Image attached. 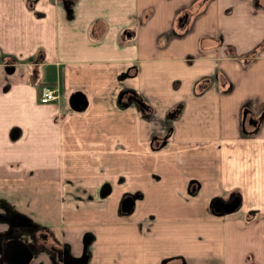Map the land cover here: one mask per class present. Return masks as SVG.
<instances>
[{
	"label": "crops",
	"instance_id": "1",
	"mask_svg": "<svg viewBox=\"0 0 264 264\" xmlns=\"http://www.w3.org/2000/svg\"><path fill=\"white\" fill-rule=\"evenodd\" d=\"M4 227L21 264H264V0H0Z\"/></svg>",
	"mask_w": 264,
	"mask_h": 264
},
{
	"label": "water",
	"instance_id": "2",
	"mask_svg": "<svg viewBox=\"0 0 264 264\" xmlns=\"http://www.w3.org/2000/svg\"><path fill=\"white\" fill-rule=\"evenodd\" d=\"M73 104H76V103H73ZM104 188L102 189L103 191H107L108 190V186H103ZM120 205H121V209L123 211H127V210H130L132 205H133V198L131 195H125L123 196V198L121 199L120 201ZM21 241L17 240V241H13V240H10L8 241V243L6 244V247H5V252H4V256L10 261L13 263V264H17L16 261H12L11 258H8L7 256H9V252H8V249L10 247V251H12L15 247L14 245L16 243H18ZM25 250H29L28 247L25 245L24 246ZM67 264H83V258H73V257H68L67 259Z\"/></svg>",
	"mask_w": 264,
	"mask_h": 264
},
{
	"label": "rangeland",
	"instance_id": "3",
	"mask_svg": "<svg viewBox=\"0 0 264 264\" xmlns=\"http://www.w3.org/2000/svg\"><path fill=\"white\" fill-rule=\"evenodd\" d=\"M81 169V168H80ZM78 171H81V170H78ZM83 171V173L84 174H89V172H87L86 170H82ZM122 185V184H121ZM34 200H37V199H34ZM5 228V227H4ZM5 230H6V228L4 229V230H1L0 231V237L3 235V234H5V233H7L8 231H6L5 232ZM28 230L29 231H32L31 229H28L27 228V230H26V232H27V234H30V233H28ZM10 231V230H9ZM24 234H26L25 233V231L22 229V230H17V232H14V233H10V234H5V235H9V236H12V238L11 239H13V238H17V239H20V240H22L26 245L28 244L31 248H32V250L33 251H36V250H38L36 247L38 246V243H36V245H33L32 243H30L29 241H32V240H29L28 238H26V237H23L24 236ZM51 235L53 236V231L51 230ZM7 239V238H6ZM9 239V238H8ZM26 240H27V242H26ZM1 243V242H0ZM3 247H4V244H3V242L0 244V254H1V252H5L4 250H5V248L3 249ZM24 255H26L27 256V254H24ZM5 257V256H4ZM1 258H2V256H1ZM6 258V257H5ZM7 259V258H6ZM18 260V262H16L17 264H21V262H22V260L21 261H19L20 260V258L19 259H17Z\"/></svg>",
	"mask_w": 264,
	"mask_h": 264
},
{
	"label": "built area",
	"instance_id": "4",
	"mask_svg": "<svg viewBox=\"0 0 264 264\" xmlns=\"http://www.w3.org/2000/svg\"><path fill=\"white\" fill-rule=\"evenodd\" d=\"M58 97V88L55 85L43 83L39 87V101L49 102Z\"/></svg>",
	"mask_w": 264,
	"mask_h": 264
},
{
	"label": "flooded vegetation",
	"instance_id": "5",
	"mask_svg": "<svg viewBox=\"0 0 264 264\" xmlns=\"http://www.w3.org/2000/svg\"><path fill=\"white\" fill-rule=\"evenodd\" d=\"M125 196V195H124ZM123 198V196L121 197V199ZM121 199H120V201H121ZM10 240H13V241H17V240H19V241H21V243L20 242H18V243H16L15 245H14V249L12 250V251H10V247H9V249H8V252H9V256H7L8 258H11V260L12 261H16V262H18V260L17 259H19L20 258V260L19 261H21L22 260V262L24 261V259H25V257H26V255H24V254H28L27 252V250H25V248H24V246L26 245L22 240H20V239H17V238H13V239H10ZM9 240V241H10ZM10 260V259H9ZM21 262V263H22Z\"/></svg>",
	"mask_w": 264,
	"mask_h": 264
},
{
	"label": "trees",
	"instance_id": "6",
	"mask_svg": "<svg viewBox=\"0 0 264 264\" xmlns=\"http://www.w3.org/2000/svg\"><path fill=\"white\" fill-rule=\"evenodd\" d=\"M182 19V17H181V14H178V20L180 21ZM238 194L237 193H231L230 194V196L228 197V199H226V200H223L224 202H222V201H220V200H218V201H213L215 198H212L211 199V202L213 203V204H215V203H217L218 205H221V204H223L222 206H225V205H228V206H234V205H236L237 204V202H238Z\"/></svg>",
	"mask_w": 264,
	"mask_h": 264
}]
</instances>
